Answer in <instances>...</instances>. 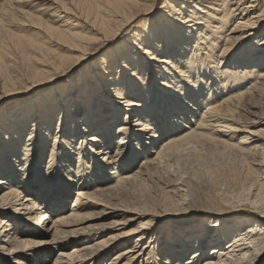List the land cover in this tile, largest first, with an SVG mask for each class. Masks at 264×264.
Here are the masks:
<instances>
[{
	"label": "bare ground",
	"instance_id": "6f19581e",
	"mask_svg": "<svg viewBox=\"0 0 264 264\" xmlns=\"http://www.w3.org/2000/svg\"><path fill=\"white\" fill-rule=\"evenodd\" d=\"M6 2L11 8L0 21V50L5 56L17 51L34 61L41 53L38 60L47 61L52 57H44L50 50L47 43L55 40L76 56L77 64L94 61L86 73L68 83L55 88L50 86L52 81L39 87L47 91L34 99L27 117L32 115L43 125L40 136L29 140V134L22 141L14 134L5 139L15 151L0 150V264L8 256L9 264H134L153 249L142 244L148 239L145 219L154 216L149 215L152 206L112 208L106 201L100 204L99 196L122 191L151 175L152 169L158 171L170 155L204 141L235 148L244 157L258 155L259 149L263 152L264 115H252L240 129L243 121L238 114L246 95L264 87V0ZM159 3L164 6L158 8ZM45 11L52 13L48 19L42 15ZM56 20H62L61 26L54 25ZM14 24L38 28V35L45 32L47 43L11 33L8 29ZM36 75L41 80L45 73ZM82 105L90 110L81 109ZM55 115L58 122H50ZM125 126L129 134L114 138ZM129 148L127 157L117 156ZM137 159L139 166L133 170ZM255 166L260 178L251 182L257 183L254 200L248 196L252 188L244 189L248 195L227 213H211L197 242L193 238L170 243L139 264H260L264 258V159ZM72 190L75 197L70 201ZM168 192L165 201L173 191ZM97 216L127 218L129 223L138 216L139 223L127 232L93 235L94 229L107 231L94 223ZM114 224L127 225L115 221L108 225ZM230 225L238 229L227 230ZM130 237L132 248L110 262L102 261ZM79 241L82 245L76 246ZM42 245L52 250L47 253Z\"/></svg>",
	"mask_w": 264,
	"mask_h": 264
},
{
	"label": "rangeland",
	"instance_id": "374dc122",
	"mask_svg": "<svg viewBox=\"0 0 264 264\" xmlns=\"http://www.w3.org/2000/svg\"><path fill=\"white\" fill-rule=\"evenodd\" d=\"M15 1L17 2V0ZM16 4L18 5V2ZM42 4H46V2H42ZM9 5H11V3L6 2V0H0V21H2L7 17L5 11L6 9L11 8L9 7ZM22 7H24V9L26 10L28 9L25 5H22ZM50 12L51 11H45L44 12L45 14H42L45 19H48V17L51 16L52 13ZM4 14L6 15V17ZM63 16L65 15L62 14V17ZM57 21L58 20H56L54 25L56 27L61 26L62 20H59L58 22ZM30 27L31 26H22L21 28V25L17 26V24H14L10 27L11 29L9 28L8 30L11 33L14 32L17 33L16 35H20L18 33H21L22 36H26L23 34H27V37H31L33 39L39 38L37 40L38 43L41 42L44 43L48 40V36L45 32L40 31L41 34L38 35L37 32L39 31H36V29L38 28L35 27L30 28ZM78 28L79 30H82L81 27ZM84 32H86V30H84ZM226 33L228 34V31ZM128 34L129 32L125 33L122 36L119 45L127 38ZM51 41L52 42H48V43L46 42V43L48 47L50 46L49 49L55 51L58 56H56L55 54L51 55L50 50L45 51L44 57H46V55L52 57H50L49 60L43 62L38 60L40 57H42L39 51L37 52L40 55L38 54L36 58H33L34 61H30V59H28L26 55H23L20 52L19 54L17 51L16 52L13 51L15 55L13 54L11 55L12 56L11 57L9 54H6V56L9 55L8 57H6L4 55L5 52L0 50V53L2 54L1 55L2 58L0 57V66H2V68L0 67V143H1L0 150L8 154H12L15 151V149L9 148L6 145L5 139L6 140L10 139L11 136L15 134L16 137L24 141L25 139L29 138L30 136L29 134H32L29 138L30 140L31 138H33V136L38 137L40 136V133L41 134L43 133L44 127L43 125H40L37 118L34 120V116L32 115L30 117H27V114H30L29 108H31V105L36 104L34 103V99L41 96L43 92L47 91L39 87H44V85H48L52 81L55 82H53L50 86L56 85L55 88L64 84L65 82L68 83V80L76 79L77 77H80L84 73H86V70L89 69L88 67H90L91 66L90 64L94 61L92 60L89 63L88 61L79 62V64H77L78 62L76 61V56L70 54L69 53L70 50L67 47H65L63 43H60L55 40H51ZM97 45L98 44H96L95 46ZM32 50H33L32 52L34 53L35 51L33 47ZM33 53L32 55H35V53L34 54ZM78 66L79 68H77ZM37 72L45 73L43 79L41 80L37 79V75H36ZM246 91H244V96L248 94L246 93ZM76 95L77 93H73L72 97H76ZM248 95H246L247 98L245 97V99L247 100L243 99V101L245 102L244 103L243 101L241 102L243 103V105L240 103L241 110H239L240 114H238V118L240 115V119L242 118L243 121V123L239 122L240 129L243 127L245 128V125L249 121L248 119L254 118V116L256 115L257 116L264 115V87L260 91L256 93L254 92L250 96ZM117 105L118 107H121L119 104ZM19 108H21V110H19ZM134 108L135 107H131V109ZM81 109H84L85 111L90 110V108L87 107L86 105H82ZM131 109H127V110H131ZM252 115L254 116L252 117ZM50 116H52V114L44 116V119ZM26 119L29 120L30 122L27 123ZM57 119L58 118H56L55 115L53 116L52 119L49 118L48 120L50 122L51 121L58 122ZM62 120H64V117ZM119 125L120 124H118L117 126ZM126 127L127 126H125L122 130L118 131L117 133L118 136L116 135V137L114 136V138H121L124 136L126 137V135L129 134V132L125 130ZM226 136L228 137L229 134L227 133ZM239 140L240 138H238L237 142ZM162 141L163 140L157 143L156 148ZM192 146H190L189 149L185 148L186 150L185 149L182 150L183 152L180 151L181 155L180 153H178L177 155H173V154L170 155V157H168L169 160L167 158L166 161L167 163L165 162L162 164V166H159L158 171L157 169L156 170L152 169V171L150 172L151 175H149L148 177L145 176V178H142L143 180L140 178L141 180L139 179L137 182H133L132 184L130 183L127 187L124 188L125 190L123 189L122 191L119 192L115 191L116 193H114V195L113 193H110L106 197L104 196H101L102 198L100 196L98 197L101 199V200L99 199L98 202L99 201L101 202L102 200L106 201V202L103 201L102 202L105 205L112 208L113 207L139 208L140 205L147 207L152 206L148 210L151 211L149 215L151 216V214H154V216L145 219L146 220L145 222L149 223V225H147L148 229L146 228V230H144L145 232L148 231V235H147L148 239L146 241L143 240L142 244L146 243L152 245L151 248L153 249L150 252H148L145 256H143L140 261L134 262V264H139L144 259L151 257L158 250H160L159 249L160 247L166 249L167 246L170 245V243L179 244L193 238L194 239L192 241L194 243L197 242L198 239L197 236L200 234L201 236L203 235L204 230L207 228V226H205L206 221L208 220L210 221L209 218L212 217L211 216L212 212L224 211L225 213H227L228 209L233 208V204L235 202L238 203L237 200L240 199V201H242V197L244 198V196L249 194L248 195L249 198L251 199L253 198L254 200V197L256 196L257 191L255 188H257L256 187L257 183L252 184L251 182H253L255 178H256L255 181H257V177L260 178V176H258L260 174H256V172L253 169V166L256 167L255 164L260 165V162L262 163L264 159L263 158L264 150L263 152L262 149H259L261 151L257 150L256 154L258 153V155L256 156L252 155L250 157H246V156L244 157L242 154L243 152L239 153L240 150L238 152H236L237 150L235 148H233L235 151H233L232 148L231 149L229 148L227 150V147L224 148L222 145L221 146L217 145L211 141H204ZM127 149L123 150V152L117 156L119 158L123 156L127 157V155H129L130 148L129 150ZM261 156L263 157L261 158ZM246 158L247 160H245ZM248 159L251 161H249ZM137 160L138 161L135 162V166H133V170L137 169V167L139 166L140 160L139 159ZM255 161L257 163L259 161L260 162L259 164L257 163L253 164L252 162ZM251 167L255 173L253 175L252 172H250L252 170H249ZM155 181H157L158 183ZM248 187H251L253 191L252 189L250 192L244 191V189ZM167 189L170 192L173 191L172 194L170 193L171 199L168 200L170 203L168 201H165L164 199L165 194L169 193ZM246 192L249 193L247 194ZM73 193H75V190H72L71 192L70 201H72L73 198L75 197V194ZM259 198L257 199L259 200ZM172 199L173 202L177 204L173 205ZM94 202L97 201L94 200ZM102 202L100 204H103ZM234 206L238 207V205H234ZM153 208L154 210H152ZM99 211L100 210L95 212L98 213ZM95 212L92 213L94 214ZM135 218H137L135 219L136 222L129 223L127 222L128 220L127 218L105 220L104 218H99V216H97V218H95L97 219V222L94 223L101 224L102 226L100 228L107 229V231H100L99 228L91 231H95V234L93 235L99 234L102 236L108 234L109 232L110 233L113 232L117 234L119 232L120 233L127 232L138 227V223H139L138 216H135ZM114 221L119 222L120 224H123L125 222L127 223V225L125 226L121 225L118 227H116L117 224H114L115 226L108 225L110 222L114 223ZM104 224L105 225L107 224L106 225L107 227H105ZM111 226H113V228ZM143 229L144 228H142L141 231H143ZM235 229L238 228H236L233 225L227 226V230L229 231H235ZM193 234L194 236L190 237ZM185 235H188L189 237H185ZM131 239L132 238L130 237L121 240L120 242L122 244L119 247H117L116 245V248L114 247L111 254L109 253L108 257H106L105 255L106 258L103 257L102 261H106L109 259L110 262V259H114L116 255L123 253L124 250L126 249L132 248L133 243L131 242ZM92 240L93 238L91 239V241ZM77 245L81 246L82 242L79 241L78 244H76V246ZM7 247L10 248V246ZM15 247H20V246L16 245ZM36 247L37 249H39L41 246H36ZM47 247L42 245V248L45 250V252L49 253L52 249H47ZM69 247L71 248L73 246L70 245ZM119 249H121V251H119ZM56 251L55 254L58 253ZM5 258L10 260V256ZM5 258L2 261V263L9 264V261L5 262L6 260ZM263 262H264V258L260 262V264H263ZM151 263L155 264V262H151Z\"/></svg>",
	"mask_w": 264,
	"mask_h": 264
},
{
	"label": "snow or ice",
	"instance_id": "6c2138e0",
	"mask_svg": "<svg viewBox=\"0 0 264 264\" xmlns=\"http://www.w3.org/2000/svg\"><path fill=\"white\" fill-rule=\"evenodd\" d=\"M164 5L162 3L157 4V7H163Z\"/></svg>",
	"mask_w": 264,
	"mask_h": 264
}]
</instances>
